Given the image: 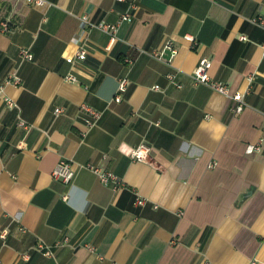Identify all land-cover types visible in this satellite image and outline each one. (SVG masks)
<instances>
[{
	"label": "crops",
	"instance_id": "obj_1",
	"mask_svg": "<svg viewBox=\"0 0 264 264\" xmlns=\"http://www.w3.org/2000/svg\"><path fill=\"white\" fill-rule=\"evenodd\" d=\"M48 1L0 0V22L11 25L0 29V79L21 78L0 93V264H264V145L255 149L264 26L253 22L264 17V0H139L109 49L110 35L83 32L80 17L116 22L128 0ZM81 34L84 60L74 40ZM170 39L172 61L170 51L150 53ZM24 48L32 60L21 58ZM205 57L214 79L246 92L242 113L194 81ZM123 76L130 86L116 101ZM83 103L103 111L91 128ZM141 143L151 162L131 157ZM62 160L75 163L70 182L52 175ZM88 163L125 187L102 183ZM40 241L54 253L39 250Z\"/></svg>",
	"mask_w": 264,
	"mask_h": 264
},
{
	"label": "built area",
	"instance_id": "obj_2",
	"mask_svg": "<svg viewBox=\"0 0 264 264\" xmlns=\"http://www.w3.org/2000/svg\"><path fill=\"white\" fill-rule=\"evenodd\" d=\"M29 3L36 4V5H50L51 3L48 0H27ZM130 3V10L121 13L120 18L116 22H108L106 20H94L89 15L84 14L81 18V29L83 32L89 30V29H99L101 31H104L110 35V42L107 46V49L113 45V43L117 39V32L119 29V26L124 21H131L133 18V10L138 8V1L139 0H128ZM253 22L264 26V17L259 16L253 19ZM0 29L3 31H9L11 29L10 21L8 19H5L0 22ZM242 38H246L244 35L241 36ZM187 38L193 42V46L195 47L197 45L195 41V37L193 35H187ZM74 40L79 43V50L77 52V58L80 60H84L88 56V43L84 39L83 34L77 35L74 37ZM264 46V45H263ZM170 51V57L168 58V61H172L173 57L178 52V48L175 44V41L170 39L168 40L165 45L160 49H154L150 53L159 58L163 59L165 52ZM21 58L26 60H32L34 58V54L27 48H24L21 50ZM128 63H132V58H126L125 59ZM213 61L210 58H202L199 62V64L195 67V69L192 72V77L196 83H206L210 85L215 90L221 92L225 96H227L229 99L235 101V104L231 107L232 111L234 113H242L246 106V92L242 90H233L227 83L221 80L214 79L210 73L209 70L212 67ZM168 79L175 80V74L174 73H168L167 74ZM66 79L73 81V82H79L78 77L74 74H68L66 75ZM253 77H250V80H252ZM21 78L17 73H13L10 75L8 79H0V93L2 94L5 89L6 83H20ZM179 86H182L181 84H178ZM130 86V79L128 76H123L119 78V84H118V90L117 94L115 95L116 101H121L123 98V94L128 91ZM154 89L160 90V85H154ZM249 91V90H248ZM247 91V92H248ZM5 101L10 107L16 106V102L14 99L4 96ZM82 109H84L89 115L90 119L88 120V126L91 128L95 125L96 121L100 119V117L103 114V111L96 109L95 107L83 103L81 106ZM56 113H60L63 111V108L57 107ZM22 124H26L25 122H22ZM263 135L259 139V141L255 144V149L260 151L263 148L264 145V124L262 127ZM131 157L138 161H144V162H151V147L150 145L146 143H141L138 146L134 147L131 151ZM86 167L90 168L92 171H94L102 183L107 185H112L115 190H119L121 188L125 187V183L122 180V178L116 174L115 172L105 169L99 165L88 163L85 165ZM76 174V168L75 163L70 160H62L58 163V165L55 167V169L52 172V175L55 179L64 181V182H70L73 180ZM65 199L68 198V195L64 196ZM147 199L142 196H137L136 198V204L138 205H144L146 203ZM22 231H26V228L24 226H21ZM7 230L2 232V237H6ZM67 240V237L65 238ZM62 242H58L57 244H61ZM39 250L44 251L47 255H52L54 253V250L51 245H48L44 241H40L37 246Z\"/></svg>",
	"mask_w": 264,
	"mask_h": 264
}]
</instances>
